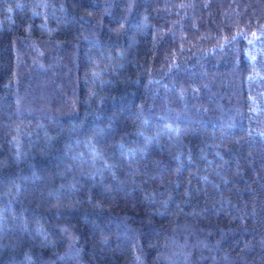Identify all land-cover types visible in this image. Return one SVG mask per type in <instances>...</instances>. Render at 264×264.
<instances>
[{"label":"trees","instance_id":"trees-1","mask_svg":"<svg viewBox=\"0 0 264 264\" xmlns=\"http://www.w3.org/2000/svg\"><path fill=\"white\" fill-rule=\"evenodd\" d=\"M39 72L67 85L44 115L19 106ZM175 240L264 264V0H0V264Z\"/></svg>","mask_w":264,"mask_h":264},{"label":"rangeland","instance_id":"rangeland-1","mask_svg":"<svg viewBox=\"0 0 264 264\" xmlns=\"http://www.w3.org/2000/svg\"><path fill=\"white\" fill-rule=\"evenodd\" d=\"M44 69L46 71L47 68L45 67ZM39 71L44 72L42 69ZM41 72H39L40 74H34L33 80H31L30 83L27 85L29 86L27 94H23L19 97V106L21 107V110H23L24 108L25 112L29 114L39 113L40 115H44L48 112V110H51V107L59 105L60 103H63V101L65 104V100L63 97L65 96L64 90L65 88H67V85H59L58 82V79H62V77H64L65 75L60 77H58L57 74L47 76L45 73ZM73 83L75 84V80ZM74 84L73 87L75 86ZM70 87L72 88L71 84ZM55 93L57 94V96L55 95ZM229 96L230 94L228 96H224L222 100L228 99L227 101L231 100L229 102H232V97L234 98V96ZM74 103L75 100L73 99V106ZM216 104L220 105L221 100H216ZM57 107L64 110L63 105ZM175 242L176 240L174 241V243ZM174 243L170 245V252L165 258V264H171L172 258L177 257L178 255L179 259L181 258L180 256H183V259H180L183 264H190L186 257V254L183 252V248H188V244L185 243L181 246L178 242H176L175 244Z\"/></svg>","mask_w":264,"mask_h":264}]
</instances>
